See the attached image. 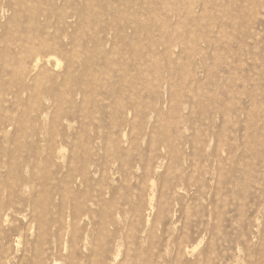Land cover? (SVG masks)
Wrapping results in <instances>:
<instances>
[{
  "label": "rangeland",
  "instance_id": "374dc122",
  "mask_svg": "<svg viewBox=\"0 0 264 264\" xmlns=\"http://www.w3.org/2000/svg\"><path fill=\"white\" fill-rule=\"evenodd\" d=\"M34 248L264 264V0H0V264Z\"/></svg>",
  "mask_w": 264,
  "mask_h": 264
},
{
  "label": "bare ground",
  "instance_id": "6f19581e",
  "mask_svg": "<svg viewBox=\"0 0 264 264\" xmlns=\"http://www.w3.org/2000/svg\"><path fill=\"white\" fill-rule=\"evenodd\" d=\"M24 215H26V214H24ZM27 216V215H26ZM115 217V216H114ZM6 221H8L7 220V218H6ZM112 221V220H111ZM110 222V221H109ZM117 223V222H116ZM59 234V233H58ZM61 237V236H60ZM42 238H44V237H42ZM39 242V241H38ZM37 244V243H36ZM35 244V245H36ZM37 245H39V244H37ZM108 245V244H107ZM102 246H103V244H102ZM37 247V246H36ZM51 247L52 246H49V249H51ZM101 247V246H100ZM104 247V246H103ZM41 248H42V246H41ZM43 249V248H42ZM99 249V248H98ZM34 250H35V248H34ZM26 249H24V251H23V256L21 257V259H20V263H18V264H44V262H43V258H42V255H40V254H42L43 252L41 251V249H40V251H38V253H37V249L35 250L36 252H34V254H31V251H32V248H31V251H30V253H26ZM44 251V250H43ZM101 251V250H100ZM99 251V252H100ZM104 251V250H103ZM119 251V250H118ZM39 252H41V253H39ZM97 252H98V250H97ZM98 252V253H99ZM103 253V252H102ZM97 255V254H96ZM99 255H100V253H99ZM99 255H97L96 257H97V259H98V261H99ZM101 256H102V254H101ZM116 256V259H117V254L115 255ZM2 259V261H3V263L4 264H12L11 262H12V258H11V256L10 255H7V256H4L3 258H1ZM101 259V258H100ZM72 264V263H71ZM84 264V263H83ZM96 264H98V263H96Z\"/></svg>",
  "mask_w": 264,
  "mask_h": 264
}]
</instances>
